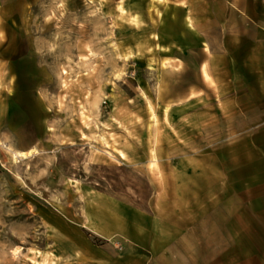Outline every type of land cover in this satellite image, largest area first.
I'll return each instance as SVG.
<instances>
[{"label": "rangeland", "instance_id": "obj_1", "mask_svg": "<svg viewBox=\"0 0 264 264\" xmlns=\"http://www.w3.org/2000/svg\"><path fill=\"white\" fill-rule=\"evenodd\" d=\"M262 56L264 0H0V264H264Z\"/></svg>", "mask_w": 264, "mask_h": 264}, {"label": "crops", "instance_id": "obj_2", "mask_svg": "<svg viewBox=\"0 0 264 264\" xmlns=\"http://www.w3.org/2000/svg\"><path fill=\"white\" fill-rule=\"evenodd\" d=\"M191 32H193L194 36H197V38H199V49L201 51H204L205 49L203 47H206V43L203 40L202 35L196 32L194 29H191ZM182 45V43L178 42L179 47H182ZM177 49L179 50V48ZM181 51L185 52V48L183 50L181 48ZM210 55L211 54H209V56ZM183 60L184 58L180 55H178L177 57H170L169 59V61L178 62H181ZM247 60L255 61V58L249 57ZM259 61H261V64L259 63ZM257 63L264 66V56H262ZM203 70L206 75L209 74L207 77H211V79L212 77H214V71L209 70L207 66H203ZM242 108L245 109L247 107ZM257 108H261L262 110L264 109V106H258ZM245 125H249L248 117L245 118ZM109 209L114 213L119 214L122 217L123 222L128 220L124 217L126 212L124 213V211L120 210V208H117V205L114 206L106 202L104 203L102 209H100L99 211H104L106 213ZM129 224L131 225V227H129L130 230L135 228V226L139 228V223L134 225L132 220H130ZM186 236L191 237L190 234L187 235L185 233L183 237L180 231L177 237H175L174 235L172 238L169 237L168 239H166L169 245L164 244L160 249H156V247H153L152 250L144 248L139 242L135 241L132 238H128L129 240L125 241L124 248H122V250L118 254H116V257L113 261H104V263L101 264H218L219 251L216 245H210L208 249H206L207 251H204L205 253H207V255L204 257H201V246L197 244L195 245V242L193 246H184V249L182 248V246H174L176 242H179L176 241L177 239L180 240L186 238Z\"/></svg>", "mask_w": 264, "mask_h": 264}, {"label": "bare ground", "instance_id": "obj_3", "mask_svg": "<svg viewBox=\"0 0 264 264\" xmlns=\"http://www.w3.org/2000/svg\"><path fill=\"white\" fill-rule=\"evenodd\" d=\"M34 152V150L33 149H31V150H28L27 152H26V154L27 155H30L31 153H33ZM11 153H12V155L14 156V157H21L22 158V154H20L19 152H16V151H11ZM13 157V158H14ZM15 159V158H14Z\"/></svg>", "mask_w": 264, "mask_h": 264}]
</instances>
